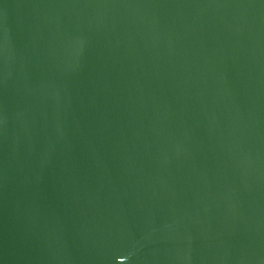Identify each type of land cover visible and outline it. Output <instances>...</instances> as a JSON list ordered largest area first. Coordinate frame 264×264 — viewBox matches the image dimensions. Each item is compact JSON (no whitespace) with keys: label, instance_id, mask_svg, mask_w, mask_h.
<instances>
[{"label":"water","instance_id":"95a60500","mask_svg":"<svg viewBox=\"0 0 264 264\" xmlns=\"http://www.w3.org/2000/svg\"><path fill=\"white\" fill-rule=\"evenodd\" d=\"M0 264H264V0H0Z\"/></svg>","mask_w":264,"mask_h":264}]
</instances>
